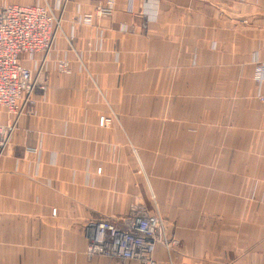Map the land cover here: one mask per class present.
I'll use <instances>...</instances> for the list:
<instances>
[{"label": "crops", "instance_id": "crops-1", "mask_svg": "<svg viewBox=\"0 0 264 264\" xmlns=\"http://www.w3.org/2000/svg\"><path fill=\"white\" fill-rule=\"evenodd\" d=\"M100 1L0 0L61 14L45 95L0 156V264H139L85 254L88 223L138 199L181 240L156 264H264V0H114L75 20Z\"/></svg>", "mask_w": 264, "mask_h": 264}, {"label": "built area", "instance_id": "built-area-1", "mask_svg": "<svg viewBox=\"0 0 264 264\" xmlns=\"http://www.w3.org/2000/svg\"><path fill=\"white\" fill-rule=\"evenodd\" d=\"M114 0H105L96 7V14L107 16L112 12ZM95 13L81 14L80 22L91 23ZM61 28V14L47 3L32 5L3 4L0 6V112L13 116L0 122V156L10 143L16 122L34 105L33 93H41L45 86L43 64L55 46L56 34ZM42 54L35 68L23 64ZM254 79L259 85L257 99L264 103V47L262 57L255 61ZM56 66L68 69L66 59ZM55 213V210L52 211ZM89 241L85 254L156 264L157 245L167 250L177 244L167 237L163 220L156 214H144L140 205L124 217H102L89 223Z\"/></svg>", "mask_w": 264, "mask_h": 264}, {"label": "rangeland", "instance_id": "rangeland-1", "mask_svg": "<svg viewBox=\"0 0 264 264\" xmlns=\"http://www.w3.org/2000/svg\"><path fill=\"white\" fill-rule=\"evenodd\" d=\"M105 0H102V1H100V2H98L97 3V5L99 4V3H101V2H104ZM97 5L95 6V8H94V10L93 11H91V13H95L94 14V17H98V16H101V17H103L102 15H98V14H96V7H97ZM86 13V12H85ZM112 13V12H111ZM111 13L109 14V15H107V16H110L111 15ZM81 14H84V13H80L79 15H78V17L75 19L78 23H83V22H80L79 20H80V16H81ZM84 24H88V23H84ZM90 24V23H89ZM61 29V28H60ZM122 30H123V32L125 31V32H130L131 31V29L129 28V27H126V26H124V27H122ZM124 32V33H125ZM61 34V30H58V32H57V34H56V36H58V35H60ZM54 49V48H53ZM52 49V50H53ZM49 56H50V54L48 55V58H47V61L45 62V63H47L48 61H50V59H49ZM66 59L67 60V62H68V69L67 70H65V71H63V70H60V69H58L57 68V66H56V62H57V60H59V59ZM43 69H46V67L45 68H43ZM52 69H55L56 70V72L58 73V74H70L71 72H72V61H71V59H69V58H67V57H60V58H58V59H56V60H54V62H53V66H52ZM44 82H45V86H44V89H43V91L41 92V93H33L34 95H33V97H34V99H35V104L34 105H32V109H31V111H33L34 110V108L36 107V105H37V103L40 101V98L42 99L43 97H44V95H45V92H46V88H47V85H46V80H44ZM257 98V97H256ZM258 100V99H257ZM259 101V100H258ZM260 102V101H259ZM261 104H263L264 105V103H262V102H260ZM29 113H31V112H29ZM28 113V114H29ZM27 115V114H26ZM29 152H30V155H32L34 152H35V149H30L29 150ZM31 158L33 157V156H30ZM136 173H137V175H138V179L141 181V180H143V178H142V170L141 169H139V166H138V164H137V169H136ZM255 189H256V185L254 184L253 186H252V190H251V192H250V194H249V198L250 199H253L254 198V195H255ZM139 201L138 202H136V203H133V206H132V208L131 209H133L136 205H140V202H141V205H140V208L144 211V214H153V215H156L157 214V211L155 212V211H153V212H151V213H148L146 210H145V208H144V206H145V204L148 206V207H151L150 209H153L154 208V205H153V203H151V202H144V203H142L143 201L142 200H140V199H138ZM262 202L264 201V199L262 198V200H261ZM144 205V206H143ZM159 215V214H158ZM160 217H161V219L164 221L165 219L163 218V216L162 215H159ZM164 229H165V232H166V235H167V237H170L171 238V240H175V242H177V244L176 245H174L173 247H170V249H175V248H179V246H180V243H181V240L178 238V237H175V236H173V235H171V234H168L167 233V231H166V227H165V221H164ZM169 249V250H170ZM168 250V251H169Z\"/></svg>", "mask_w": 264, "mask_h": 264}, {"label": "bare ground", "instance_id": "bare-ground-1", "mask_svg": "<svg viewBox=\"0 0 264 264\" xmlns=\"http://www.w3.org/2000/svg\"><path fill=\"white\" fill-rule=\"evenodd\" d=\"M163 224H164V221H163ZM170 238V237H169ZM160 245V244H159ZM163 246V245H162ZM164 247V246H163ZM166 249V248H165ZM167 250V249H166Z\"/></svg>", "mask_w": 264, "mask_h": 264}]
</instances>
